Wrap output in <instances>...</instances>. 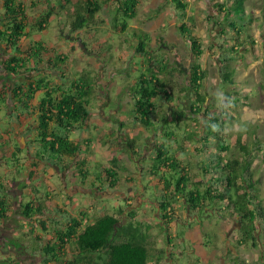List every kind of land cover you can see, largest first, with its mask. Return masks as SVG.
Returning <instances> with one entry per match:
<instances>
[{
	"label": "trees",
	"instance_id": "obj_1",
	"mask_svg": "<svg viewBox=\"0 0 264 264\" xmlns=\"http://www.w3.org/2000/svg\"><path fill=\"white\" fill-rule=\"evenodd\" d=\"M110 1L112 0H59V6L50 5L49 9L34 16L29 13L25 3L4 0L5 11L0 14V44L12 51L4 62L5 69L14 75L22 70L36 73L34 80L16 83L11 96L21 107L39 112L41 134L36 141L40 147L38 157L42 160L59 165L63 155L75 156L81 150L79 143L71 139L69 133L80 129L89 118V106L96 90V82L90 71L75 76L70 72V53L48 49L43 42L23 51L20 42L29 34L27 28L37 31L47 28L51 17L58 10L66 11L70 16L67 24L70 32L80 29L99 34L104 30L108 32V29L101 27L107 21L101 17L100 11ZM114 1L117 6L106 8L110 14L109 26L114 33L121 34L127 32L130 21L137 16L140 0ZM171 1L176 8L182 11L187 9L186 0ZM210 1L211 6L217 12L222 11L224 19L229 20L237 31L244 30L236 21L230 20V16L237 15L236 19L246 18V0H234L233 5L228 0L221 3ZM185 16L184 12L179 29L187 36L194 52L195 60L189 67L178 59L171 61L166 58L165 50L170 49V45L163 35H158V45L155 48L149 34L143 31L137 33L136 50L132 53L135 59L132 57L131 67L137 66L140 73L128 83L133 92V107L128 116L136 125L150 129L159 139L148 174L157 179L155 185L159 186L160 193L156 197L160 200L166 232L170 234L171 224L177 217L175 201L183 198L185 206L193 211L198 210V214H205L206 208H209V211L219 215L238 218L241 237L237 239L235 246L251 242L252 246L257 247V233L260 229L264 231V204L259 195V179L252 166L259 157L256 147L260 145V140L257 136L249 139L248 132L233 136L228 134L230 122L226 116L227 109L222 108L221 103H217L205 91L208 71L199 62V57L204 52L203 43L194 31V24L183 20ZM219 23L224 27V20ZM62 24L65 26V23ZM222 29L227 31V28ZM82 45L87 48L85 42ZM238 45L243 43L238 42ZM109 47L110 44L106 48ZM106 48L103 46L102 50ZM223 51L226 55L222 59L223 94L231 99L230 107L237 108L241 97L235 88L229 89L230 85L236 83L234 69L230 65V60L234 58L232 52H236V47L225 46ZM1 71L2 69L0 73ZM39 92L43 93V97L37 98ZM5 94L4 87L0 92V104L5 100ZM188 96L191 114L187 107L178 105ZM218 107L221 108L217 109ZM201 113L205 116L204 121L201 120ZM212 124L217 125V128L213 129ZM129 146L132 155L140 156V152L136 150L135 138L129 139ZM5 147V144L0 146V158ZM19 149L18 146L17 150ZM122 171L129 172L130 168L114 156L109 166L101 170L99 168L95 175L101 181L100 184L104 181L115 189L122 182ZM80 173L84 177L91 174L89 169H81ZM125 179L133 180L128 175ZM34 212L30 202L23 213L30 218ZM119 212L122 213V210ZM135 213L129 215L133 217ZM7 214V202L0 195V222ZM137 222L131 219L125 224L122 216L113 213H105L86 224L74 218L57 230L54 240L49 239L44 243L37 235L31 249L45 255V262L48 263L149 264L154 259L151 264H161L166 256L165 248H156L150 229L144 228L140 222L136 225ZM41 223L46 228L44 219ZM169 239L171 241L172 238ZM11 241L16 245L15 239ZM154 250L159 254H154ZM16 263V260L9 257H0V264Z\"/></svg>",
	"mask_w": 264,
	"mask_h": 264
},
{
	"label": "rangeland",
	"instance_id": "obj_2",
	"mask_svg": "<svg viewBox=\"0 0 264 264\" xmlns=\"http://www.w3.org/2000/svg\"><path fill=\"white\" fill-rule=\"evenodd\" d=\"M24 1L28 5L30 13L41 9L44 4L43 1L34 0L38 1V3L33 6L30 4L31 0ZM143 1L144 2L140 3L138 6L137 17L130 21V26L127 32L121 34L114 33L109 26L110 14H108L106 8L117 6V3L112 0L105 4V9L100 11L101 17L107 21V23H103L101 27L103 29H108V32H104V30L99 34L97 32L93 33L91 31H85V29L70 32L69 26L67 25L70 16L66 11L62 10L59 12L60 10H58L59 13H55L52 16L51 21H49V27L47 26L43 32H40L37 35V37H40V42L44 41L49 43L46 45L48 48L50 47L49 49L56 48L58 51L62 52L69 50L67 51L71 53L69 67L70 72L73 73L74 76L86 70L90 71L96 82V90L92 96L90 108L93 110L92 113L97 123L98 120L112 121L111 119H116L119 115L118 119L121 124V122H123L122 118H125V115L128 116L130 114L129 111L131 107H133V92L130 90L128 83H131L132 81L130 80L140 73V71L137 70V66H135L136 71L134 72L131 67V61H129L132 60V56H135L132 55V53L136 50L135 45L138 41L137 33L143 31L149 34L150 39H152V45L155 48H157L156 46L158 45V35H163L170 45L168 47L170 49L165 50L166 58L171 61L178 59L189 67L192 61L195 60L194 52L191 50L187 36H185V33L179 29V22L181 20H179V15H177L176 12L180 13L182 9L176 8L174 6L175 3L173 4L171 0ZM186 1L188 2L187 11H182L180 19H182V15L185 12L187 15L186 19L189 22L193 21V23L196 24L194 31L200 36L204 49V52L199 57V62H201L203 67L208 71V76L205 80V91L209 92L217 103H221L218 93H224V72L221 63L226 55L224 54L223 49L225 46L228 47L229 45H235L236 47V52H232L234 58L230 60V65L234 69L236 83L230 85L229 89L235 88L241 98L237 108H227L226 116L230 122L228 123L227 131L230 136L241 132H248L249 139H253L256 136L259 138L260 145L256 147L259 157L255 159L252 168L255 170L256 178L259 179V195L264 204V0H246V18L244 19H236L237 15L236 17L230 16V20L236 21L239 24V27L242 26V29H244L242 31H237L229 20L226 21L222 11L217 12L211 6L212 3L210 0ZM221 1L223 0H216V2L220 3ZM228 1L233 5L232 1L234 0ZM53 2L55 6H59V0H54ZM3 3L4 0H0V8L3 6ZM208 16H212V18H209ZM223 20L224 27L219 25V22H222ZM62 23H65V26ZM222 28H227V31H223ZM82 42L87 44V48H85V46L83 48ZM238 42L243 43V45H238ZM101 43H103L102 46H100ZM109 44L110 47L106 48ZM72 46L73 49L71 50ZM103 46L106 48L105 50H102ZM4 50L5 49L0 45L1 57L5 56L6 52ZM103 52L105 53V56L102 55ZM177 78L179 81H182L181 77L177 76ZM120 90H122V93L118 94L120 93ZM189 102L190 99L188 96L184 102H179L178 105L187 107L188 113L191 114L188 106ZM116 107H119L120 112L117 113ZM121 107H126L123 112L120 109ZM220 108L221 107H218L217 109ZM201 115L203 116L201 120L204 121L205 116L202 113ZM0 116H2V114H0ZM196 117H198V115ZM119 123L117 125L115 122H112V127L105 130L107 132L109 131L108 133L101 132L97 134L100 127H102L101 125L97 126L95 129L93 126L88 129L92 139L91 143H93V140H95L94 142L96 143L95 149L92 150V154L97 158L98 155L95 153L102 154V152H98L99 149H97V146H100L101 144V146L104 147L107 142L106 145L108 146L104 147L106 148L105 153H107L105 156L110 158L111 155H119L121 163L131 169L129 175L133 180H131V183L124 180L120 186V191L124 190L129 191V193L131 192L130 198L133 200L131 205L134 206L135 212H137L139 219H141V217H144L141 212L153 210L150 205H144V208L142 209L139 205V200L145 199L143 202L145 204L149 202L148 200L159 194L157 188H154L157 192H155L154 189H150L153 187L151 181L147 182L149 190L144 189L143 191H140V186H138L139 183L142 184L146 181L144 180L146 177L150 176L148 174V169L151 166V158L155 154V145L159 139L155 136H152L151 139H149V136L143 138L146 133L149 134L150 132V129H145L146 133H143L138 139L140 140L143 138L144 149H141L140 156L131 155L130 146L127 144L129 139L126 138L128 132L126 127L121 128ZM136 127L137 128L131 130L133 136L141 129L140 126ZM110 131H112V133H110ZM252 133L255 134L252 136ZM27 140L28 138H25V142ZM89 157H92V155L88 156V159L92 160V158ZM78 158L75 160L78 161ZM203 159L205 160V158ZM75 160L65 159L64 161L67 163L74 162L75 164ZM21 161L24 163V160ZM108 161H106L105 158L102 162L107 163ZM98 167V165L89 166V172L91 175H95L99 172ZM24 174L19 176L21 178L19 182L16 181V183H14V186L17 187V190L13 192L14 194L19 192L22 184H26V181H23V179L26 178ZM47 179V182L50 183V185H58L55 176H48ZM39 180L41 181V190L44 189L45 186H48L43 181V176L39 177L36 183ZM67 181L69 186H71L72 184L69 183L70 180ZM156 182L157 180L155 183ZM88 188L91 187L88 186ZM138 191H140V193H137ZM14 194L12 195L14 200L12 204L10 203L9 217L0 223V257H9L16 260L18 262L16 264H61L45 262V255L38 256L36 254H31L32 249L27 250L25 244L30 247L34 242L33 237L36 232H32V229L35 226L36 221L33 219L31 223L28 222V224H26L27 222L22 219L24 206L21 205L18 199L21 198V202L26 201V193L22 194L21 192L18 195ZM19 195H21V197H19ZM119 195L122 197L123 193L118 192L117 196ZM40 199H42L41 196ZM117 200L119 201L117 207L113 206L115 201L112 199L107 200L110 205H112L111 212H117L120 210L129 211L130 206L125 198ZM177 201L178 200L176 199V202ZM180 201H184V199L180 198ZM140 208L142 211L138 212ZM69 209V211L72 213L74 212L75 215L74 208L70 206ZM100 210L101 209H97L99 212ZM99 212L97 214H99ZM106 212L109 211L106 210ZM210 213V215H207V213H200V220H209V224L203 223L194 228L193 231L195 232L194 236L196 235V239L198 235L200 236H198L200 240H196L194 242L196 244L194 245L190 242H187L186 246L181 244L182 239L180 236L183 235L179 232L180 229H186L183 224L177 225L179 232L175 233L176 238L173 243L171 242L172 244L167 243L166 232L158 233V235L161 234L158 238V242L162 244L164 248L168 245V251L170 252L168 260L164 258V263L161 264H235L234 261H232V256L235 251L231 252L233 247H231L229 244L230 242L228 241L229 239H232L233 243L237 244L236 239L241 237V233L238 229L240 227V222L238 221V218L231 219L225 215L222 216L211 211ZM92 214L93 218L97 217V214ZM139 219H137V221ZM122 221H124L125 224L130 222L129 215L124 218L122 217ZM139 222L143 223L144 228L148 227V230L150 229L151 231L152 228L149 223L144 220L138 221L136 225H138ZM47 225L50 227V223ZM52 226L53 225H51L50 229ZM188 230L189 229H186V231ZM48 231L49 230L46 232L44 231V234L49 235L50 233H48ZM257 236L259 238V244L257 247L252 246L250 242L239 249L240 253H238V262L245 264H264L263 229L259 230ZM13 239L17 240L15 241L16 244H19V242L21 243L22 241H24V243L15 246L11 241ZM228 246L230 247V251H228ZM220 257H222V260Z\"/></svg>",
	"mask_w": 264,
	"mask_h": 264
},
{
	"label": "crops",
	"instance_id": "obj_3",
	"mask_svg": "<svg viewBox=\"0 0 264 264\" xmlns=\"http://www.w3.org/2000/svg\"><path fill=\"white\" fill-rule=\"evenodd\" d=\"M17 1L25 3L24 0H17ZM40 1L44 2L43 7L41 9H38L35 12H31V14L34 16L38 15L44 9H49L50 5H55L53 2L54 0L53 1L52 0H40ZM143 2L144 1L141 0L140 3H143ZM34 3L37 4L38 1L31 0L30 4L35 6ZM25 5L27 6V9L29 11L28 5L26 3ZM4 11H5L4 7L2 6L0 8V14H3ZM176 14L179 15V20H181L180 16L182 12L180 13L176 12ZM186 18H187V15L185 16L183 20L184 21L186 20L187 22H189ZM180 23L181 21L179 22V24ZM189 23L192 25L194 24V27L196 26V24L193 23V21ZM47 26L49 27V24ZM44 30L37 31V30H32L31 28H27V31L29 34L23 37L20 42L23 51H25L26 49L35 47L37 45L36 43L40 42L39 41L40 37H37V35L40 32H43ZM48 44L49 43L43 41L44 46ZM102 45L103 43L100 44V46ZM1 47L5 49L4 51L6 53L4 57L3 56L1 57L0 55V69H2L0 73V92L5 87L6 94L4 95L5 100L0 104V114H2V116H0V146L5 144L6 147H5V152L2 154L3 156L0 158V195L7 202L8 214L6 218H8L10 214V209H9L10 203L12 204L14 200L12 198L13 197L12 195L14 194L13 192L17 190V187L14 186V183H16V181L19 182V180H21L19 176L23 175L24 173H25L24 176H26V178H24L23 181L25 180L26 184H22L19 189V192L18 193L16 192V194L18 195L21 192L22 194L26 193V198H25L26 201L21 202V198L18 199L21 205L24 206V209H25V206L29 204L30 202L32 206L34 207L35 212L34 214L31 213L30 218H27L24 215L23 213L24 209L23 211L21 210L23 213L22 214L23 217L22 216L21 217L22 219H24L25 222H27L26 224H28V222L31 223L33 219L36 221V224L32 229V232L33 231L34 233L36 232L35 236L33 237V240L35 239L37 235L41 237V239L43 240L42 242L44 243L46 240H49V239L54 240L57 234V230H59L61 227H65L68 220H71L74 218H78L82 222V224H86V223L93 222L97 217H100L101 215L105 213H113L119 217L122 216L124 218L130 213L135 212L134 206L131 205L133 201L132 198H130L131 192L129 193V191H124V190L120 191L121 190L120 186L122 185V182L126 180L125 176L129 175L130 171L121 172L120 175L122 176V182L115 189L110 188L107 185V183L104 181L102 182V184H100L101 181L97 180L96 175L88 174L87 176L84 177L80 173L81 169H85L87 171L89 169V166H93V165H98L99 166L98 169L100 168V170L102 168H106L107 166H109L110 160L114 157V155H111L110 158H107V156H105L107 155V153H105L106 148L104 147L108 146L106 145L107 142L105 143L104 147L101 146V144L100 146H97V149H99L98 152L100 151L102 152V154L95 153L98 155L97 158H95L94 154H92V150L95 149L96 143L94 142L95 140H93L94 144L91 143L92 139L90 137V132H88V129L91 126H93L95 129L97 128V126L101 125L103 128L100 127L97 134L101 132L105 133L107 132L105 130L110 129L112 127V124H111L112 122H115L118 125L119 115L116 119H111L112 121L98 120V123H99L98 124L95 121L96 120L95 117L93 116V113H92L93 110H91L89 106L90 111H91L89 118L84 122L83 126L80 129H77L74 132L69 133L70 138L74 139L77 143H79L81 150L75 156L63 155L59 161V165L49 162L47 160L40 159L38 157V154L40 151L39 142L36 141V139H38V137L41 134L40 126H39V121H40L39 112L37 110H31V109L28 110L24 107H21L20 103L18 101H15L13 97L11 96L12 88L15 86L16 83L32 81L34 80L36 73L32 71H26V70H22L20 73L16 75L9 73L5 69L4 62L10 56V52L12 51L10 49L7 50L4 44H2ZM51 49L57 50L56 48H51ZM72 49H73V46L71 47V50ZM67 51L69 50L64 51V53H70ZM58 52H62V51H58ZM104 52L102 54L103 56H105ZM132 57L133 59H135L134 56ZM221 65L223 67L222 63ZM132 68L135 72L136 71L135 65L132 66ZM130 81H133V79ZM121 93H122V90H120V93L118 94H121ZM41 97H43V93L39 92L37 94V98H41ZM125 108L126 107H121L120 109L123 112ZM116 110H117V113L120 112L119 107H116ZM122 120L123 122H121V124L119 123V126L121 128L126 127V130L128 132V135L126 136L127 139L135 138L137 140L136 150L140 152L141 149L142 150L144 149L143 148V138H147L146 136H149V139H151L152 136H155V134H153L152 132H149V134H147L145 129L142 126L136 125L134 122H131L132 120L129 116L125 115V118H122ZM136 126H140L141 129L137 134L133 136L131 130H133L134 128H137ZM110 133H112V131H110ZM143 133H146V135L143 136L142 139L138 140L142 136ZM25 138H28L26 142H25ZM127 144L129 146V140ZM18 146L20 148L19 149L20 151L17 150ZM16 150L18 152L16 156L14 157V152ZM30 152H32L33 154ZM90 155H92V157H89V158H92V160L88 159V156ZM116 156L120 159L119 155H116ZM15 158H18V160H15ZM77 158H78V161L75 160ZM105 158H106V161L109 160L107 163L102 162L103 159ZM65 159L66 160L74 159L75 164L74 162L67 163L64 161ZM21 160H24V163ZM120 162H121V159H120ZM41 176H43V181L48 185V186H45V188L42 190H41L42 187L40 186L41 181L39 180L37 182L38 184L36 183L38 178ZM48 176H55V178L57 179L58 185L57 186L50 185V183L47 182ZM129 177L131 178L130 175ZM67 180H70L69 183L72 184L71 186H69ZM144 180L146 181L143 182L142 184L141 183L138 184V186H140L139 188L140 191H143L144 189L149 190V187L147 186V182L151 181L153 187L150 189L157 188L159 192V186L155 185L157 183V182L155 183V181L157 180L155 177L151 175L149 177H146ZM126 182L131 183V181H127V180ZM88 186H90L91 188H88ZM157 190H155V192H157ZM140 191H138L137 193H140ZM118 192L119 193L122 192L123 196L122 197L120 195L117 196ZM151 192H154V191H151ZM76 193H79V194H76ZM40 196L42 197V199H40ZM156 196H158V194ZM19 197H21V195H19ZM154 197L148 200L149 202L145 204L143 203L145 199L139 200V205L141 206L142 209L144 208V205H147V206L150 205L153 211L147 210V211L141 212L142 209L140 208L138 212H141V214L144 215V217H141V219H139L137 212H136L133 217L129 215V218L130 220L132 219L134 221H137V219H139L138 221L145 220V222L149 223L152 228L151 229V234H152L151 239L154 241L153 243L155 247L163 248L164 246H162V244L158 242V238L159 236H161V234L158 235V233L166 232V228H164L165 222L161 217L162 209L160 208V203H159L160 200ZM120 198L126 199V202L130 206L129 211L128 210L122 211V213H120L119 211L111 212L112 205H110V203L107 200L112 199L113 201H115L113 203V206L117 207L119 205V201L117 199H120ZM181 203L183 204V206ZM70 206L74 208L75 215H74V212L72 213L69 211ZM97 209H101L100 212L97 211ZM175 209H176L175 211H176L177 217H175L174 222L171 224L170 234L166 232L167 243L170 244L171 242L173 243L175 241V238H176L175 233L179 232L177 225L183 224V226H185L186 229H189V230L186 231L185 228L180 229L179 233L183 235V236H180V238L182 239L181 244L184 246H186L187 242L192 243V245L196 244L194 242L196 240H200V238H198L199 235L197 236V239L195 237L196 235L194 236L195 234V232L193 231L194 228L199 225H202L203 223L209 224V220H205V221H203L202 219L200 220V214H198V210H195V211L190 210L189 207L185 206V201L178 200L175 203ZM106 210H108L109 212H106ZM209 210H210L209 208H206L205 210L207 215L211 214ZM98 212L99 214H97ZM92 213L97 214V217L93 218ZM6 218H4V220ZM42 219L46 221V228H43L42 226V223H41ZM1 222H3V220H1ZM48 223H50V227L51 225H53L51 229L50 227H48L47 225ZM47 230H49L48 231V233H50L49 235L44 234V231L46 232ZM169 238H172L171 241ZM228 242H230L229 244L231 245V247H233V250H231V252L235 251L234 255L232 256V261H234L235 264H245V263H240L237 261L239 258L238 253H240L239 249L242 248V246L245 244H242L236 247L235 246L236 244L233 243L232 239H229ZM21 243H24V241H22ZM21 243L19 242V244H16V245H20ZM25 246L27 250L33 248V244L30 247H28V245L26 244ZM228 248H229L228 251H230L229 246ZM165 250H166V256L164 258L168 260L170 256L169 255L170 252L168 251L169 250L168 245L165 247ZM157 253L159 254L157 250H154V254H157ZM31 254H36L38 256L41 255L40 252L36 253L33 249H32ZM220 258L222 260V257ZM152 262H154V259L150 261V263ZM161 263H164V260H162Z\"/></svg>",
	"mask_w": 264,
	"mask_h": 264
},
{
	"label": "clouds",
	"instance_id": "obj_4",
	"mask_svg": "<svg viewBox=\"0 0 264 264\" xmlns=\"http://www.w3.org/2000/svg\"><path fill=\"white\" fill-rule=\"evenodd\" d=\"M218 95L220 96L221 107L222 108H225V109L229 108L231 106V103H232L231 99L228 98V97H226V96H224L223 93H218ZM211 127L213 129H216L217 128V125L212 124Z\"/></svg>",
	"mask_w": 264,
	"mask_h": 264
},
{
	"label": "bare ground",
	"instance_id": "obj_5",
	"mask_svg": "<svg viewBox=\"0 0 264 264\" xmlns=\"http://www.w3.org/2000/svg\"><path fill=\"white\" fill-rule=\"evenodd\" d=\"M75 152V151H74Z\"/></svg>",
	"mask_w": 264,
	"mask_h": 264
}]
</instances>
